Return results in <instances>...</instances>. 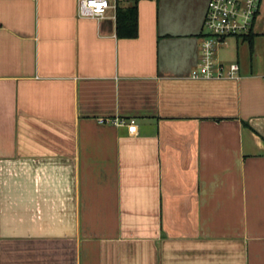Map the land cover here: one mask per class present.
<instances>
[{"label": "crops", "instance_id": "obj_1", "mask_svg": "<svg viewBox=\"0 0 264 264\" xmlns=\"http://www.w3.org/2000/svg\"><path fill=\"white\" fill-rule=\"evenodd\" d=\"M208 1L138 0L129 38L136 0H0V264H264L260 10L239 77L194 79Z\"/></svg>", "mask_w": 264, "mask_h": 264}, {"label": "built area", "instance_id": "obj_2", "mask_svg": "<svg viewBox=\"0 0 264 264\" xmlns=\"http://www.w3.org/2000/svg\"><path fill=\"white\" fill-rule=\"evenodd\" d=\"M262 0H209L204 20L201 58L193 70L194 79L238 78L240 64L225 63L218 58V49L230 37L249 35L254 27ZM117 0H78L79 16L101 19ZM119 126H127L130 134L138 133L135 119H115Z\"/></svg>", "mask_w": 264, "mask_h": 264}, {"label": "trees", "instance_id": "obj_3", "mask_svg": "<svg viewBox=\"0 0 264 264\" xmlns=\"http://www.w3.org/2000/svg\"><path fill=\"white\" fill-rule=\"evenodd\" d=\"M137 1L134 5L119 6L116 12L117 34L120 37L134 38L138 35V7ZM250 35V34H249ZM252 35V34H251ZM247 37L253 49V36Z\"/></svg>", "mask_w": 264, "mask_h": 264}, {"label": "rangeland", "instance_id": "obj_4", "mask_svg": "<svg viewBox=\"0 0 264 264\" xmlns=\"http://www.w3.org/2000/svg\"><path fill=\"white\" fill-rule=\"evenodd\" d=\"M259 19H258V25H257V29L263 30L264 31V0H262L261 2V6H260V15H259ZM231 41L234 39H237L240 41V55H241V59L242 57L244 58L245 62H248L250 60V58L255 57L254 55V49L255 48H251L250 43L248 40L244 41V37L243 36H239V37H230L229 38ZM244 43V44H243ZM243 44V46H242Z\"/></svg>", "mask_w": 264, "mask_h": 264}]
</instances>
